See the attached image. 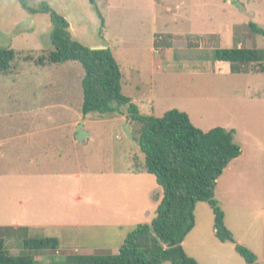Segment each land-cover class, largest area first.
<instances>
[{
	"label": "crops",
	"instance_id": "obj_1",
	"mask_svg": "<svg viewBox=\"0 0 264 264\" xmlns=\"http://www.w3.org/2000/svg\"><path fill=\"white\" fill-rule=\"evenodd\" d=\"M152 1L153 7L148 14L150 18L140 20L143 25L147 24L144 39L140 38L139 33L128 34L123 40H118L121 41L120 46L115 48L107 39V33L105 35L100 32L102 41L88 46L93 49L110 48L118 63L116 52L129 53L134 50L132 75L127 80L123 78L122 88L124 95L136 105H143L148 100L153 101L155 105V100L158 99L155 90L158 81L157 70L163 69V72L171 73L175 78L170 83L176 87L181 86L179 81L182 77L192 76L180 71V65L187 60H194L177 54L180 42L190 39L192 34L217 48H242L245 44L242 36H237L241 21H233L237 19L233 13V19L228 17L227 23L221 27L192 32L184 30L185 22L193 23L188 17L189 14L181 17L184 10L191 8L187 7V0H180L176 10L167 7L169 0ZM76 4L71 3V6ZM221 12L231 11L223 8ZM61 14L68 20L72 32L70 16ZM104 21L106 31L105 18ZM73 38L78 39L74 36ZM144 47L153 55L150 61L152 86L147 93L143 91V83L140 81L142 66L135 57L136 52ZM189 48L186 47L182 51H188ZM214 67L219 74L227 77L248 73L243 70L232 72V67L227 62L214 61ZM50 68L46 66L41 71L30 73L31 78L28 79L15 75L14 78L21 79L20 83L23 85L20 87L18 81L15 83L17 87L6 92L0 90V230L29 228L30 234L48 228H76L91 219L95 221L94 225H109L127 233L125 229L129 228L137 217H149L156 212L163 193L159 186L156 183L154 185V181L147 177L151 175L133 174V167L129 164L132 154L129 152H126L125 163L128 161V164L125 167L114 168L109 172H86L85 146L88 140L94 139L92 128L99 124L117 127L121 123L130 127L128 107L122 106L116 113L105 118L93 114L84 116L81 112L84 100L82 69L77 63L64 64L57 67V70L61 71L56 72L50 71ZM163 72H159L161 80L166 79ZM249 73L256 74L253 71ZM128 87H134L137 93L143 96L142 99L125 93ZM260 92L253 95L262 96L263 93ZM188 97L194 107L179 103L164 110L162 116H156L155 107H152L153 112L145 114L137 106L142 115L155 117H163L173 109L180 110L190 117L196 127L205 132L218 127L236 131L235 141L242 146V154L225 170L216 188V198L226 214V225L235 237L228 218V209H231V213L239 212L242 216L241 212L244 210L264 207L262 196L257 195L256 199L248 197L247 183H244L245 186L239 188L240 199H235L233 195H228L227 190L222 189L221 184L225 177L232 178L235 170L244 179L255 171L259 172V161L264 159L263 131L260 128L252 131L251 124L243 119L241 113L250 112L251 109L255 111L254 118L263 116L264 105L225 107L226 102L223 101L217 107H206L204 103L207 102V97L202 90L200 94H189ZM211 121L216 122L206 129ZM242 122L246 128H243ZM81 124L82 130L87 133L83 142L77 139V130ZM240 136L245 139L243 142L239 141ZM131 149L132 152H137L134 145ZM137 158L143 160L140 156ZM247 180L250 183L253 181ZM261 191L262 188L257 192ZM204 217L205 221L202 220ZM148 219L150 222L153 220L152 217ZM238 220L240 223L241 218ZM241 228L246 233L252 230L244 223ZM209 233L215 236L213 211L208 204L201 203L196 209V226L183 243L185 251L189 237L196 238L199 247H205V238ZM239 242L244 244L241 240H238ZM76 254L90 255L85 251ZM196 255L197 252L192 250L191 256L198 260Z\"/></svg>",
	"mask_w": 264,
	"mask_h": 264
},
{
	"label": "rangeland",
	"instance_id": "obj_2",
	"mask_svg": "<svg viewBox=\"0 0 264 264\" xmlns=\"http://www.w3.org/2000/svg\"><path fill=\"white\" fill-rule=\"evenodd\" d=\"M179 1L169 0L167 7L176 10V5L180 4ZM97 2L107 21L106 31H103V33L105 35L107 33V39L112 46L115 48L119 47L121 41L118 42V40H123L126 35L132 33H139L140 38L144 39L147 34V24L143 25L140 20L141 18H150L148 14H150L153 7L152 0H97ZM42 3L49 4L59 14L63 13L70 16L73 28L71 34L78 38L75 40L85 46H93V44L102 41L100 37L102 23L89 0H30L29 2L33 8H38ZM71 3L77 4L71 6ZM185 3L188 4L187 7L191 8L184 10L181 17L189 14L188 17L193 23L185 22L184 30L204 32L211 30L215 26L221 27L222 24L227 23L228 17L233 19V13L237 17L233 21H241V26L237 28V36L241 35L244 39L245 44L243 47L264 50V35L254 32L251 27L254 26L257 30L262 29L264 31V0H187ZM223 8L229 9L231 12H221ZM51 28L52 23L49 15H31L21 7L18 0H0V48L13 49L16 54L14 70L8 74H0V90L2 92L17 87L15 83L18 81L20 83L21 79L31 78L30 75L33 72L43 69L37 68L33 62H26L25 59L27 56H33L34 60L43 56L47 57L54 50L49 38ZM142 41L146 42L145 40ZM186 47L190 48L188 51L183 52L182 50H185ZM217 49H227V47L221 46V48H217L211 46L202 40L201 37L193 34L190 39L181 41L177 54L180 57L193 59L194 61L186 59L187 61L180 65V71L189 73L192 76L188 78L182 77L179 81L181 86L176 87L170 83L175 78L171 73L163 72V69L157 70L158 81L155 90L158 99L155 100V105H153V101L149 100L144 102L143 105L142 103L137 105L145 114L153 112L151 111L152 107H155L156 116H162L164 110L172 108V106L179 103L194 107L193 103L188 101L190 98L188 95L200 94V90L207 97V102L204 103L206 107H217L223 101L226 102L225 107L240 108L244 105H264V74H258L257 71L255 72L256 74L249 73L252 69L258 70V66L242 67L241 70L243 72H248L244 75L223 76L214 67L213 56ZM134 53V50L129 53H126V51L123 53L116 52L126 80L132 75L131 62ZM136 53L135 57L139 59L142 66L140 81L143 83V91L145 90L147 93L152 86L153 75L150 61L153 59V55L145 47ZM156 59H158V56H156ZM77 65L84 73L82 66L78 63ZM60 66H52L50 71H61L57 70V67ZM159 72L165 73L164 77L166 79L161 80ZM15 75L21 76V79L16 80L14 78ZM177 77L179 78V76ZM22 85L20 83V87ZM259 91L263 93L262 96L253 95L259 94ZM125 93L139 100L143 97L137 93L134 87L126 88ZM249 111L241 113L243 119L251 124L252 131L258 128L262 129L264 138V113L263 116L254 118L255 111L251 109ZM215 122L211 121L210 125L205 128H211V124ZM242 126L246 128L243 122ZM92 132L94 133V139L88 140L85 146L87 154L86 172H109L114 168L125 167L128 164V161L125 163L126 152L132 154L129 160L130 166H135L136 162H138L137 156H140L144 162V155L138 145L132 141L131 128L127 124L120 123L117 127L99 124V126L92 128ZM244 140L243 136H240L239 141L243 142ZM132 145L135 146L137 152L131 151ZM258 167L259 172H253L246 179L235 170L232 178L228 179L225 177L222 180V189L227 190L229 196L232 197L233 195L235 199H240L239 188H243L245 186L244 183H247L246 195L253 199H256L257 195H261L264 206V159L259 161ZM147 177L154 181V185L155 183L157 184L154 176ZM247 179H252L253 181L250 183ZM261 188L262 191L257 192ZM160 191L162 192L161 189ZM241 213L242 216L239 215V212L231 213V209H228V218L234 230L235 238L237 241H243L244 244L240 242L239 244L249 248L257 256L258 264H264V207L252 210L247 209ZM151 217L154 219L155 213L149 217H137L134 223L125 229L127 233L109 225H94V220L87 219L86 223L76 228H48L32 232L29 237L36 239L57 238L60 242V250L58 252L35 257L40 264H51L54 260L60 261L66 256L84 251L94 256L117 255L126 238L135 231L138 225L151 223L153 220L150 222L148 219ZM239 218H241L240 223ZM202 220L205 221V217ZM242 223L250 226L252 230L248 233L243 231L241 228ZM1 231L0 237L4 236ZM4 238L5 246L9 253L14 257L20 256L22 254L20 236L10 233L8 237L4 236ZM186 248L188 251L186 253H189L190 257H192V250L197 252L196 256L199 261L196 260L200 264H246L235 252L233 244L221 243L210 233L205 238V247H199L196 238L191 236L187 239Z\"/></svg>",
	"mask_w": 264,
	"mask_h": 264
},
{
	"label": "trees",
	"instance_id": "obj_3",
	"mask_svg": "<svg viewBox=\"0 0 264 264\" xmlns=\"http://www.w3.org/2000/svg\"><path fill=\"white\" fill-rule=\"evenodd\" d=\"M31 15L47 14L52 28L50 32L53 51L26 62L37 68L78 63L84 70L82 88L84 100L81 112L105 118L122 106L128 107L132 141L144 155L132 166L135 175L148 174L156 178L163 192L162 200L151 223L140 224L119 249L117 255H69L51 264H200L190 257L183 243L196 226V209L208 204L214 216L215 236L221 243H230L246 264H258L257 256L238 243L226 225V214L216 198L218 180L225 170L242 154V146L235 141V130L215 128L205 132L197 128L190 117L177 109L163 117L142 115L136 104L124 95L123 72L110 48L93 49L75 40L68 20L49 4L38 8L30 6V0H18ZM101 20V34L105 28L103 15L97 0H90ZM254 32L264 31L251 26ZM214 61L227 62L232 72L241 67L258 66L253 72L264 74V50L251 48L217 49ZM16 54L13 49L0 48V74L14 70ZM138 163V164H137ZM8 237L13 233L22 240V254L12 256L0 237V264H40L35 257L60 250L57 238L36 239L29 237V228L1 229Z\"/></svg>",
	"mask_w": 264,
	"mask_h": 264
},
{
	"label": "water",
	"instance_id": "obj_4",
	"mask_svg": "<svg viewBox=\"0 0 264 264\" xmlns=\"http://www.w3.org/2000/svg\"><path fill=\"white\" fill-rule=\"evenodd\" d=\"M95 49H105V48H95ZM82 124L80 125L79 129L77 130V139L79 142H83L84 138L86 137L85 131L82 130Z\"/></svg>",
	"mask_w": 264,
	"mask_h": 264
}]
</instances>
